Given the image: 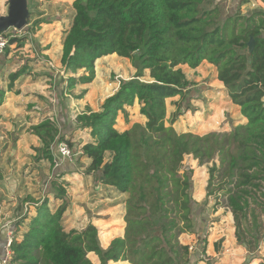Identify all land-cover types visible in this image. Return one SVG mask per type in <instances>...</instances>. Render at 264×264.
<instances>
[{
	"label": "trees",
	"instance_id": "1",
	"mask_svg": "<svg viewBox=\"0 0 264 264\" xmlns=\"http://www.w3.org/2000/svg\"><path fill=\"white\" fill-rule=\"evenodd\" d=\"M215 1L73 0L60 63L65 72L83 73L67 78L69 88L91 82L95 60L110 54L130 59L135 77L148 69V81H120L98 111L85 110L75 119L78 128L89 130L90 140L81 149L87 172L99 173L103 185L128 194L124 233L103 247L93 224L65 231L61 218L67 202L51 209L44 198L34 201L33 215L15 224L17 230L28 219L20 239L10 243V264H93L89 252L99 264H196L189 246L178 239L194 232L195 201L182 169L189 155L199 165L211 162L205 197L225 195L220 206L232 214L245 262L259 257L264 242V9L223 18ZM250 37L254 45L248 53ZM204 60L215 66L216 79L245 122L230 131L178 133L170 125L173 119L164 124L165 99L184 97L190 85L179 65L194 69ZM24 72L11 73L9 86ZM3 93L0 89V104ZM134 100L145 121L120 132L117 112ZM31 130L41 141L43 157L52 161L51 145L58 137L54 122L42 119ZM53 187L55 198H62L64 190Z\"/></svg>",
	"mask_w": 264,
	"mask_h": 264
},
{
	"label": "rangeland",
	"instance_id": "2",
	"mask_svg": "<svg viewBox=\"0 0 264 264\" xmlns=\"http://www.w3.org/2000/svg\"><path fill=\"white\" fill-rule=\"evenodd\" d=\"M72 2L29 0L27 24L20 29L8 28L0 32V43H4L0 44V89L4 90L0 104V264H10L11 259V254L6 258L2 249L5 234L12 230L13 239H20L28 219L17 230L15 224L25 215H33L34 201L44 198L48 199L51 209L67 202L61 218L65 231L81 230L89 223L93 224L98 228L103 247L113 237H122L124 233L128 194L117 193L103 185L99 173L87 172L88 159L83 157L81 149L90 140L89 130L78 128L75 119L85 110L98 111L104 99L119 88L120 81L133 78L148 81V69L142 76L135 77L136 70L130 59L110 54L95 60L91 82L76 83L69 88L67 78L83 73L82 70L65 72L60 63L62 40L74 13ZM215 2L223 18L259 8L254 0ZM7 11L8 0H0V16L6 15ZM9 38L15 42H8ZM179 66L190 85L184 89V97L176 95L165 99L166 126L173 119L170 125L176 132L204 135L210 131H230L236 124L245 122L238 107L232 104L227 89L212 84L213 79L217 80L214 65L204 60L194 69L186 64ZM22 69L25 72L10 87L9 76ZM209 84L211 88H207ZM84 89L85 94L78 97ZM139 109L140 104L134 100L132 105L117 112L115 128L121 132L130 129L134 123L143 124L145 117ZM45 118L51 119L58 130V137L51 145L52 161L43 157L41 141L31 130L32 125ZM59 137L63 140H58ZM63 144L69 149V155L62 154ZM210 163L199 165L190 155L182 162L195 204L192 212L194 232L183 233L180 240L193 246L191 260L196 264L219 262L221 256L207 254L213 248L222 252L223 247L230 245L235 249V244L227 241V234L224 241L213 242L210 237V228L216 223L227 226L230 216L220 207L225 195L205 197ZM53 185L64 190L62 198H55ZM87 257L93 264H99L95 253L89 252ZM225 261L227 263V259Z\"/></svg>",
	"mask_w": 264,
	"mask_h": 264
},
{
	"label": "crops",
	"instance_id": "3",
	"mask_svg": "<svg viewBox=\"0 0 264 264\" xmlns=\"http://www.w3.org/2000/svg\"><path fill=\"white\" fill-rule=\"evenodd\" d=\"M254 4H256L257 5V3H256V1L254 0ZM258 6V5H257ZM259 7V6H258ZM260 8V7H259ZM212 84H215V85H217V88H219V89H221V88H225L224 87V85L222 84V82H220L219 80H214L213 79V82H212ZM211 84H209L208 86H207V88H211ZM229 101V100H228ZM230 102V101H229ZM231 103V102H230ZM233 104V103H232ZM220 110V108H217V111H219ZM236 110V109H235ZM242 120H244L243 118H242ZM206 187V186H205ZM205 192V191H204ZM201 194H202V191H201V193H200V195L199 196H201ZM221 208H224V207H222V206H220ZM214 209H216V208H214ZM225 209V208H224ZM226 210V209H225ZM227 212H229V215L230 216H228L227 217V226H225V225H222L221 223H216V224H214L211 228H210V231L209 232H211L210 233V237L212 238V240H213V242H216L217 240H220V239H222L223 241H224V237H225V234H227L226 236H227V241L230 243V242H233L234 244H235V249L234 248H232V246H230V245H226L225 247H223V250H222V252H221V250L220 251H218V249H217V247H216V250L213 248L211 251L209 250V251H207V254H211V255H213V256H221L220 257V261L219 262H217L216 264H240L241 262H243V261H246V259H247V253H246V250H245V248L244 247H242V246H240V245H238L237 243H236V239H235V234H234V226H233V217H232V214H231V212L230 211H228V210H226ZM218 225H219V229H218ZM225 230H227V232L225 231ZM226 232V233H225ZM183 233H181L180 235H179V237H178V239H179V241L182 243V244H185L183 241H181L180 240V238H182V237H180L181 235H182ZM185 234H189V233H185ZM184 237V236H183ZM114 238V237H113ZM112 238V239H113ZM186 238H188V236H186ZM2 239H4L3 237H2ZM0 240H1V238H0ZM222 241V242H223ZM212 242V243H213ZM109 243V242H108ZM218 244V243H217ZM186 245H188L187 243H186ZM107 246V245H106ZM229 258H231V259H229ZM225 259H227V263H226V261H225ZM111 262H113V261H111ZM117 262H119V263H121V262H125V261H117ZM260 263H262V264H264V242H263V244L260 246V249H259V257H257V258H253L250 262H248V264H260ZM198 264H205L204 262H202V261H200Z\"/></svg>",
	"mask_w": 264,
	"mask_h": 264
},
{
	"label": "water",
	"instance_id": "4",
	"mask_svg": "<svg viewBox=\"0 0 264 264\" xmlns=\"http://www.w3.org/2000/svg\"><path fill=\"white\" fill-rule=\"evenodd\" d=\"M29 19L27 0H8L6 15L0 16V32L8 28L20 29L25 26ZM248 53L253 50L254 40L252 37L247 41Z\"/></svg>",
	"mask_w": 264,
	"mask_h": 264
},
{
	"label": "built area",
	"instance_id": "5",
	"mask_svg": "<svg viewBox=\"0 0 264 264\" xmlns=\"http://www.w3.org/2000/svg\"><path fill=\"white\" fill-rule=\"evenodd\" d=\"M255 1L260 8L264 9V0H255ZM0 44L2 46L4 43H0ZM62 151H63L62 154H64V155H69V153H70L69 149L67 148V146L65 144L62 145ZM12 239H13V231L11 230L5 234L4 246L2 248L3 252H4V256L6 258H8V256L11 254L9 247H10V243H11ZM188 246H189L188 247L189 251H192L194 249L192 245H188Z\"/></svg>",
	"mask_w": 264,
	"mask_h": 264
}]
</instances>
